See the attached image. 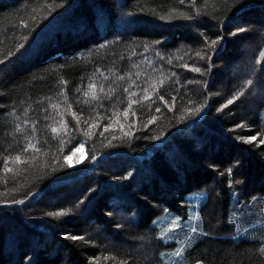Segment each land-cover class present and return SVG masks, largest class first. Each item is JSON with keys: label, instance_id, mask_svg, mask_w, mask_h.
Wrapping results in <instances>:
<instances>
[{"label": "trees", "instance_id": "1", "mask_svg": "<svg viewBox=\"0 0 264 264\" xmlns=\"http://www.w3.org/2000/svg\"><path fill=\"white\" fill-rule=\"evenodd\" d=\"M262 52L264 0H0V264H264Z\"/></svg>", "mask_w": 264, "mask_h": 264}, {"label": "snow or ice", "instance_id": "2", "mask_svg": "<svg viewBox=\"0 0 264 264\" xmlns=\"http://www.w3.org/2000/svg\"><path fill=\"white\" fill-rule=\"evenodd\" d=\"M193 2H194V0H193ZM181 3H183V0H181ZM181 16L184 17V14H181ZM161 18L163 19L164 17H161ZM168 18H171V17H168ZM184 18H188V17H184ZM240 31H244V29H240ZM202 39H204L205 41L207 40L206 37H202ZM222 39H223L222 37H218L217 39H213V40H211L210 44H206V47L214 48ZM197 55H199V54H197ZM260 55L264 56V52H262ZM169 63H171V61H169ZM185 67H187V65H185ZM193 70L196 71V72H201V69L198 68V67L194 68ZM120 79H123V77H121ZM133 83H135V81H133ZM161 83H163V81H161ZM252 83H253L252 80H248L246 82L247 85H251ZM90 87L94 89L95 85L94 84L90 85ZM125 91H127V89H125ZM145 92H147V89H145ZM242 94L243 93H240V95H242ZM85 95H92L94 98H96V93L94 91H92L91 93H85ZM130 95H135V93H130ZM143 99H148V96L145 95L143 97ZM160 99L163 100V97L161 96ZM235 99H239V96H234L232 99H228L226 104H224L221 109H218V111H221L223 108H227L229 105L233 104ZM136 102L137 101H132V103H136ZM53 107H57V106L53 105ZM204 107H205V105H200L194 111L191 110V109H186V111H188L190 115L191 114H199ZM128 108H131V104L128 105ZM156 111L159 112V109L157 108ZM127 114H128V112H127V109H126L124 115H127ZM154 121H155V117H153V120L151 122H154ZM240 126L241 125H237V127H240ZM105 130H107V129H105ZM18 131H19V129H18ZM52 131L56 132L57 130L55 128H53ZM156 139H159V137H156ZM242 139H244L246 143H252L253 141L256 140V137L255 136H250V137L242 138ZM260 144L264 145V139L260 140ZM80 146L82 147L83 145L81 144ZM72 150L74 151L75 148H73ZM15 159L19 160L20 157L16 156ZM65 160H67V157H65ZM79 163H80V161H77V164H79ZM67 166L68 167H72L73 165L68 164ZM6 171H11V169L10 168L6 169ZM54 171H55V169H54ZM231 171H232L231 169H228V173L227 174L230 175ZM130 176H131V173H129L128 176L122 177V179H129ZM13 203H23V201H13ZM67 214H70V211L60 210V211H54V212L46 213V215L50 216V217H62V216H65ZM191 231L192 232H196V228H192ZM163 235H165L164 231L161 232V236H163ZM68 238H70L72 240H82V239H84L83 236H72V235L66 234L65 235V239H68ZM181 251H177L175 253V255L179 256L181 254Z\"/></svg>", "mask_w": 264, "mask_h": 264}, {"label": "rangeland", "instance_id": "3", "mask_svg": "<svg viewBox=\"0 0 264 264\" xmlns=\"http://www.w3.org/2000/svg\"><path fill=\"white\" fill-rule=\"evenodd\" d=\"M83 146L82 147L80 146L78 152H76V154H74L77 156L78 160L80 159V161L83 160L87 156Z\"/></svg>", "mask_w": 264, "mask_h": 264}]
</instances>
